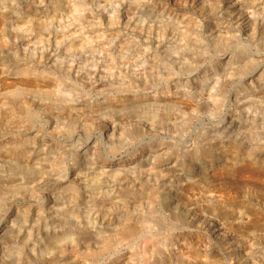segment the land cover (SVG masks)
<instances>
[{
	"label": "rangeland",
	"instance_id": "1",
	"mask_svg": "<svg viewBox=\"0 0 264 264\" xmlns=\"http://www.w3.org/2000/svg\"><path fill=\"white\" fill-rule=\"evenodd\" d=\"M0 264H264V0H0Z\"/></svg>",
	"mask_w": 264,
	"mask_h": 264
},
{
	"label": "bare ground",
	"instance_id": "2",
	"mask_svg": "<svg viewBox=\"0 0 264 264\" xmlns=\"http://www.w3.org/2000/svg\"><path fill=\"white\" fill-rule=\"evenodd\" d=\"M85 112V111H84Z\"/></svg>",
	"mask_w": 264,
	"mask_h": 264
}]
</instances>
